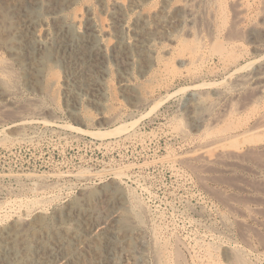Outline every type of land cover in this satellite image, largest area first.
I'll return each instance as SVG.
<instances>
[{
  "label": "rangeland",
  "instance_id": "374dc122",
  "mask_svg": "<svg viewBox=\"0 0 264 264\" xmlns=\"http://www.w3.org/2000/svg\"><path fill=\"white\" fill-rule=\"evenodd\" d=\"M8 1L0 0V6L7 7ZM150 1L143 11L154 10L162 2ZM230 1L223 0L228 26L220 27L212 39L221 41L225 32L232 29L237 32L235 36L240 35L253 24L256 27L251 37H261L264 1L244 0L241 22L235 18L238 12L230 7ZM86 3L104 19L99 0H76L68 14L79 18ZM214 20L216 24L220 22V14ZM202 34L201 41L207 36L205 32ZM245 38H237L236 45L227 47L240 55L243 64L256 59ZM209 43L205 50L198 48L204 59L199 63L181 66L178 59L184 55L191 57L190 50L175 46L173 54L162 56L145 75L136 73L134 85L139 86L142 94L120 92L118 71L114 70L108 77L109 90L104 97L108 113L114 116L112 122L98 121L96 109L89 103L79 106L82 115L85 114L83 117L89 118L87 122L70 115L65 103L71 106L73 101L66 99L58 86L47 85V78L43 81L45 85L23 87L5 104L1 103L0 226L8 224L10 214L19 205L31 204L43 196L49 198L47 203H42L49 217L70 201L88 200L89 194L101 191V186L111 183L118 172L121 173L120 192L131 200H139L144 208L141 223L151 231L146 240L150 241L152 236L158 238L165 248L168 264H200V261L201 264H227L226 245L233 248L232 252H240V256L243 253V264H264V88L260 96L254 85L240 92L231 90L232 71L224 68L223 55L209 51L212 50ZM60 75L57 73V78ZM213 80L227 91L202 106L201 114L207 117L197 125L188 114L190 98L198 90L193 86ZM39 87L48 93L43 103L48 108L50 122L45 124L41 119H34L21 130L23 138L15 139L16 125L21 118L36 115L37 107L34 110L32 103L43 94ZM177 125L182 131L175 129ZM221 135H230L231 140L227 138L217 148L202 147ZM208 151L210 155L214 152V157ZM39 186L45 189L40 190ZM123 236L124 232L119 233L116 243Z\"/></svg>",
  "mask_w": 264,
  "mask_h": 264
},
{
  "label": "bare ground",
  "instance_id": "6f19581e",
  "mask_svg": "<svg viewBox=\"0 0 264 264\" xmlns=\"http://www.w3.org/2000/svg\"><path fill=\"white\" fill-rule=\"evenodd\" d=\"M173 1L175 0H162L158 8L143 11L150 0H99L104 19L95 13L89 3L84 4L79 18L76 14H68L76 0L8 1L7 7L0 6V104H5L23 87H33L37 83L39 86L40 83L45 85L43 81L47 78V85L49 83L52 87L58 86L66 99L73 101L71 106L65 101V110L70 115L87 122L88 117H83L85 114L82 115L79 106L89 103L96 109L98 121L112 122L114 116L108 113L107 100L104 97L109 90L108 77L114 70L118 71L120 92L125 94V91H133L142 94L139 86L134 85L136 73L145 75L162 56L171 54L175 46L177 49L181 47V50H190L191 57L184 55L178 59L181 66L189 62L199 63L204 59L202 53H198V48L205 50L209 41L212 50H207L213 51L214 55H223L225 59L222 65L232 71L231 90L240 92L246 86L254 85L253 88H256L254 90L259 95L264 88V31L260 29L262 36L252 38V30L256 27L252 21V26L255 27L241 31L240 35L235 36L237 32L231 28L232 30L225 32L223 40L212 39L220 27L228 26L227 18L224 17L226 8L223 0H215L214 3L212 0ZM231 1L230 7L238 12L235 18L241 22L244 0ZM217 14H220L221 21L216 24L214 17ZM262 19L264 20V16ZM202 32L209 35V39L204 36L201 41L200 37L204 35ZM237 38H245L250 43L256 59L243 64L240 55L228 50L227 47L236 45ZM57 73H61L58 78ZM195 86L193 88L198 90L190 98L188 114L198 125L206 116L201 114L202 106L227 90L214 80L197 83ZM38 90L42 92L41 88ZM42 93L32 103L34 110L37 109L36 115L31 118L22 117L16 125L18 132L15 139L23 138L21 130L34 122V119H41L49 124L51 118L47 116L48 108L43 103L48 93ZM213 127L215 126H211ZM176 128L182 131L180 125ZM211 132L213 135V131ZM229 136L213 138L210 142L204 140L207 144H202V147L222 146L221 143L226 142ZM225 144L223 145L226 146ZM208 152L210 155V151ZM120 180L121 173L115 172L111 183L100 185L101 191L89 194L88 200L79 197L82 202H68L63 209L54 210L50 217L45 212L44 204L42 205L48 201L47 196L31 201V204L19 205L18 202L19 207L10 214L8 224L0 226V264H168L165 248L159 244L158 238L156 240L152 236L150 241L146 240L151 231L141 223L143 206L139 200H131L120 192ZM121 232H124L123 239L116 243L117 235ZM225 251L227 264L245 262L243 253L240 256V252H232L231 246L226 245ZM179 254L182 255L180 252ZM177 259H180L178 255Z\"/></svg>",
  "mask_w": 264,
  "mask_h": 264
}]
</instances>
